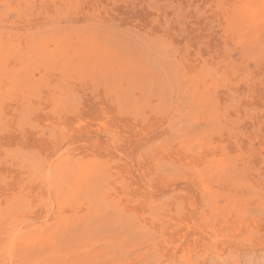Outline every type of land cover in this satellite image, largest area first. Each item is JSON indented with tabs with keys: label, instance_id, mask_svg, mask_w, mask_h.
I'll return each mask as SVG.
<instances>
[{
	"label": "rangeland",
	"instance_id": "1",
	"mask_svg": "<svg viewBox=\"0 0 264 264\" xmlns=\"http://www.w3.org/2000/svg\"><path fill=\"white\" fill-rule=\"evenodd\" d=\"M225 263L264 264L261 1L0 0V264Z\"/></svg>",
	"mask_w": 264,
	"mask_h": 264
},
{
	"label": "bare ground",
	"instance_id": "2",
	"mask_svg": "<svg viewBox=\"0 0 264 264\" xmlns=\"http://www.w3.org/2000/svg\"><path fill=\"white\" fill-rule=\"evenodd\" d=\"M261 1V4H262V7L264 8V0H260ZM242 10V13L245 14V16H247L248 19H251L253 20L255 18V15H256V11H254V9H252L250 7V5L247 3V2H244L243 5L241 6V9ZM243 15V14H242ZM88 41V40H87ZM25 50V49H24ZM92 52V51H91ZM103 53V52H102ZM50 62V61H49ZM88 63V62H86ZM45 65V64H44ZM89 65V64H88ZM251 79V78H250ZM250 83V82H249ZM13 84V83H12ZM229 90V89H228ZM43 123V122H42ZM227 124V123H226ZM226 127V126H225ZM86 135V134H85ZM216 146V145H215ZM68 147V146H67ZM70 148V147H69ZM64 150V149H63ZM64 153V152H63ZM57 155V154H56ZM119 155V154H118ZM220 158V157H219ZM126 159V158H125ZM237 160V159H236ZM127 161V160H126ZM239 161V160H238ZM132 165V164H131ZM47 167V166H46ZM57 167V166H56ZM214 174V173H213ZM48 175V174H47ZM49 177V176H47ZM50 178V177H49ZM47 178V179H49ZM51 180V179H50ZM52 183V182H51ZM172 189V188H171ZM174 189V188H173ZM50 199V198H49ZM52 209V208H51ZM226 209V208H225ZM49 215V214H48ZM35 222V221H34ZM21 232V231H20ZM35 237V236H34ZM14 239V242H17L19 241V243H28L30 241V239L32 238H28V236L26 235H15V237H13ZM36 238V237H35ZM12 240V241H13ZM180 240V239H179ZM34 241V240H33ZM194 242V241H193ZM214 242V241H213ZM11 243V242H10ZM12 245V244H11ZM9 247V246H8ZM11 248V246H10ZM177 248V247H176ZM9 249V248H8ZM8 252V250H7ZM226 264V263H225Z\"/></svg>",
	"mask_w": 264,
	"mask_h": 264
}]
</instances>
